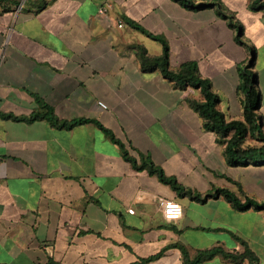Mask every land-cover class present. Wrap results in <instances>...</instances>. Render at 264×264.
Segmentation results:
<instances>
[{
	"label": "crops",
	"instance_id": "obj_1",
	"mask_svg": "<svg viewBox=\"0 0 264 264\" xmlns=\"http://www.w3.org/2000/svg\"><path fill=\"white\" fill-rule=\"evenodd\" d=\"M237 4L228 8L258 48L264 126V9L252 10L249 0L243 9ZM20 6L0 0V264H186L182 247L191 259L216 246L243 252L237 237L264 264V210H238L224 196L180 197L156 174L135 169L93 122L58 128L47 119L1 115L43 112L41 100L62 120H98L138 163L148 156L187 188L205 194L224 187L262 203L264 162L227 163L217 134L203 128L188 103L200 97L196 89L143 67L140 48L156 57L162 44L129 23L168 41L172 69L197 63L220 95V109L241 119L238 67L250 52L217 8L192 10L176 0ZM160 198L179 201L182 218L166 221ZM200 264L249 261L218 255Z\"/></svg>",
	"mask_w": 264,
	"mask_h": 264
},
{
	"label": "trees",
	"instance_id": "obj_2",
	"mask_svg": "<svg viewBox=\"0 0 264 264\" xmlns=\"http://www.w3.org/2000/svg\"><path fill=\"white\" fill-rule=\"evenodd\" d=\"M176 1L192 10L216 7L219 15L227 19L229 25L236 30V41L248 48L250 52L249 60L238 67L240 78L238 91L242 94V118L228 119L225 112L219 108L221 101L220 95L214 90L212 81L209 78L201 76L197 63L190 61L182 64L177 70L172 69L170 66V45L168 41L163 37L146 31L138 23L129 20L132 26L149 37L160 41L162 44V54L156 57H150L143 47L140 48L139 57L142 66L145 68L159 69L166 78L175 82V84L182 89L191 85L200 91V97H188V103L202 118L203 128L217 134V141L224 146V156L229 165L235 166L239 164H248L249 162H264V126L261 119L258 117V109L260 107L259 76L258 73L254 71L257 52L256 48L248 44L245 40L243 24L235 18L229 8H226L220 2L198 3L196 0ZM249 1L252 10L264 9V0ZM39 101L45 109L43 112H35L30 116L21 117L6 113H1V115L4 118H12L14 120L27 122L47 119L53 126L58 128H72L79 124L93 122L121 148L123 157L132 162L135 169H147L151 174H156L162 182L169 184L180 197L189 196L193 200L206 202L210 198L224 196L238 210H246L253 206L260 210H264V202L260 203L245 193H243V197H241L228 188L215 187L205 194L187 188L178 181L177 177L168 176L164 169L156 165L148 156H142V161L138 163L137 158L130 154L126 145L116 137L114 132L106 128L98 120L89 118L62 120L56 116L52 107L43 103L41 100ZM237 239L244 245L245 249L243 252H230L221 246H216L210 249L200 250L196 256L191 259L187 249L182 247L185 262L186 264H200L219 255L235 263H242L248 260L249 264H257L259 258L250 249L247 242L238 237ZM155 257L157 256L146 259L144 262Z\"/></svg>",
	"mask_w": 264,
	"mask_h": 264
},
{
	"label": "built area",
	"instance_id": "obj_3",
	"mask_svg": "<svg viewBox=\"0 0 264 264\" xmlns=\"http://www.w3.org/2000/svg\"><path fill=\"white\" fill-rule=\"evenodd\" d=\"M107 7H103L100 12H106ZM122 26V24H120ZM159 204L162 209V214L166 221L175 222L182 218L184 210L182 204L175 199L160 198ZM133 213V209H129Z\"/></svg>",
	"mask_w": 264,
	"mask_h": 264
},
{
	"label": "rangeland",
	"instance_id": "obj_4",
	"mask_svg": "<svg viewBox=\"0 0 264 264\" xmlns=\"http://www.w3.org/2000/svg\"><path fill=\"white\" fill-rule=\"evenodd\" d=\"M18 1V4H21V6H20V8L24 5V4H27V3H30L32 0H17ZM35 2H38L39 0H34ZM198 3L199 2H220L223 6H225L226 8H228V5L230 6V5H232L233 4V0H196ZM241 2V4H237L238 5V7H241L240 9H243L244 8V3H245V1L246 0H238V2ZM243 3V4H242ZM39 4H42V2H40ZM242 11V10H241ZM239 12L240 13V15H242L241 13L242 12ZM233 13V12H232ZM245 18V17H244ZM247 41V40H246ZM247 43L248 44H250V45H253L255 48H256V46L253 44V43H251V42H249V41H247ZM256 52H258V48H256ZM249 60V59H248ZM247 60V61H248ZM246 61V62H247ZM254 71H256L257 72V69L256 68H254ZM196 93L197 94H199V96H200V91L198 90V89H196ZM241 94V93H240ZM219 108H220V104H219Z\"/></svg>",
	"mask_w": 264,
	"mask_h": 264
}]
</instances>
